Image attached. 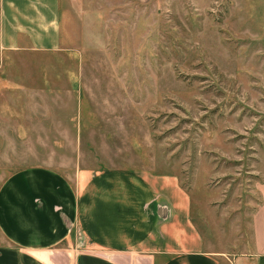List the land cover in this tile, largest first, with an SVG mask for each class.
Masks as SVG:
<instances>
[{
	"label": "rangeland",
	"instance_id": "rangeland-1",
	"mask_svg": "<svg viewBox=\"0 0 264 264\" xmlns=\"http://www.w3.org/2000/svg\"><path fill=\"white\" fill-rule=\"evenodd\" d=\"M58 14L76 52L50 51V107L22 108L32 132L0 138V179L32 166L173 175L204 250L253 264L264 0H60Z\"/></svg>",
	"mask_w": 264,
	"mask_h": 264
},
{
	"label": "crops",
	"instance_id": "crops-1",
	"mask_svg": "<svg viewBox=\"0 0 264 264\" xmlns=\"http://www.w3.org/2000/svg\"><path fill=\"white\" fill-rule=\"evenodd\" d=\"M59 4L0 0V138L32 132L22 108L50 107V51L76 52L60 45ZM255 190L250 255L264 264V182ZM190 206L173 175L21 168L0 179V264H227L204 250Z\"/></svg>",
	"mask_w": 264,
	"mask_h": 264
},
{
	"label": "trees",
	"instance_id": "trees-1",
	"mask_svg": "<svg viewBox=\"0 0 264 264\" xmlns=\"http://www.w3.org/2000/svg\"><path fill=\"white\" fill-rule=\"evenodd\" d=\"M259 203V202H258Z\"/></svg>",
	"mask_w": 264,
	"mask_h": 264
}]
</instances>
